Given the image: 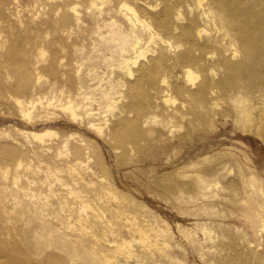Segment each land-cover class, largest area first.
<instances>
[{"label":"rangeland","instance_id":"374dc122","mask_svg":"<svg viewBox=\"0 0 264 264\" xmlns=\"http://www.w3.org/2000/svg\"><path fill=\"white\" fill-rule=\"evenodd\" d=\"M0 264H264V0H0Z\"/></svg>","mask_w":264,"mask_h":264},{"label":"bare ground","instance_id":"6f19581e","mask_svg":"<svg viewBox=\"0 0 264 264\" xmlns=\"http://www.w3.org/2000/svg\"><path fill=\"white\" fill-rule=\"evenodd\" d=\"M187 76H188V78H190V75L189 74H187ZM65 109L70 110L72 116L74 117V112H73V108L72 107H69L68 106ZM26 115H28V114H26ZM32 135L36 139H41L42 136H44V134L43 135H41V134L40 135H38V134H32ZM73 171H75V170L73 169ZM138 233H139V240H140V242H143V243L147 242V243H149V238H148V235L145 233V231L139 230ZM120 251H121V248L117 247L114 250V254L115 255H120Z\"/></svg>","mask_w":264,"mask_h":264}]
</instances>
